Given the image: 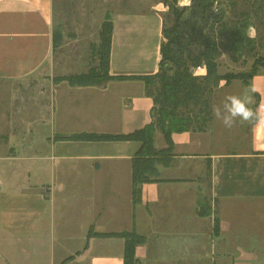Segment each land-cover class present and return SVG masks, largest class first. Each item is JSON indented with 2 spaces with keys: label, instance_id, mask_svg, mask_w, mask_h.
Returning a JSON list of instances; mask_svg holds the SVG:
<instances>
[{
  "label": "crops",
  "instance_id": "0c3cea01",
  "mask_svg": "<svg viewBox=\"0 0 264 264\" xmlns=\"http://www.w3.org/2000/svg\"><path fill=\"white\" fill-rule=\"evenodd\" d=\"M112 21L110 74L156 73L162 16L119 11ZM55 27L56 0H0V82L47 84L36 98L38 126H30L37 136L0 137L6 139L2 146L20 149L0 154V168L28 169L26 179H12L7 168L0 172V264H124L125 239L90 237L91 230L144 236L137 264H264V235H256L250 223L263 212L255 203L264 201V72L250 79L258 118L246 145L224 152L216 149L212 130L173 133V154L163 156L135 204L133 160L141 142L67 137L140 130L153 122V100L138 79L96 86L56 82ZM145 33L151 34L145 41H155L157 65L151 71L124 67L120 53L146 45ZM148 55L132 64L139 68ZM13 112L4 105L1 120L9 122ZM154 145L169 147L162 132ZM202 205L209 215L200 214Z\"/></svg>",
  "mask_w": 264,
  "mask_h": 264
},
{
  "label": "trees",
  "instance_id": "16d2710c",
  "mask_svg": "<svg viewBox=\"0 0 264 264\" xmlns=\"http://www.w3.org/2000/svg\"><path fill=\"white\" fill-rule=\"evenodd\" d=\"M192 2L191 8L180 7L178 0L168 3L169 12L163 17L161 59L156 73L130 76L110 74L114 24L108 13L101 26L99 42L92 44L90 48L89 71L55 78L56 82L67 81L71 86L103 85L114 79H138L144 82L146 95L154 103L151 124L132 133L83 132L67 137L78 141L141 142L138 156L133 160L135 204L141 200L143 184L153 181L152 177L157 176V164L163 160V156L173 154L172 134L185 131L206 132L211 128L214 121L212 107L219 80L217 62L225 51L243 54L247 42L251 41L246 26L252 21V15L259 18L262 12V6H257L253 13L244 10L238 14L239 19L234 20L232 13L235 11V2L230 6L228 17L214 11V0ZM222 10L225 11L226 8ZM227 10L229 12V8ZM58 30L55 27L54 50L62 41ZM199 67L205 69V73H199ZM193 69L195 72H192ZM260 73L263 72L254 69L250 79ZM157 131L164 134L168 148L156 149L154 142ZM200 214L209 215L210 211L202 205ZM219 229L217 219L216 233ZM89 236L124 238V264H137L136 248L145 242V237L134 230L111 233H96L91 230Z\"/></svg>",
  "mask_w": 264,
  "mask_h": 264
},
{
  "label": "rangeland",
  "instance_id": "374dc122",
  "mask_svg": "<svg viewBox=\"0 0 264 264\" xmlns=\"http://www.w3.org/2000/svg\"><path fill=\"white\" fill-rule=\"evenodd\" d=\"M214 1V11L218 15H224L225 17L230 15V6L235 2V11L232 13V17L235 18L234 20L239 19L237 16L240 12L245 10L253 13L257 6H262L260 17L257 18L252 15V21H249L246 26L248 28H246L247 34L251 41L247 42L248 45L245 47L243 54L236 55L225 51L217 62V75L219 80L216 83L214 105H219L226 95H243L251 89L250 75L254 72V69L257 68L259 72H264V0ZM170 2L172 0H56V28H59L58 32L61 35L62 41L55 50V59L57 63H60L55 67V74L62 76L66 73L70 75L71 72L84 73L89 71V61H91L90 46L98 41L100 27L108 13L111 14V18L119 11L130 13H159L163 18L169 12L168 3ZM187 2L189 3L186 4ZM192 3V0H178L180 7L191 8ZM225 8L226 10L223 11L222 9ZM228 8L229 12L227 10ZM140 27L144 32H148L150 28L148 24ZM208 29L210 30L211 26ZM145 36L147 37L149 35L145 33L142 36L143 42L145 41L143 39ZM149 37L151 39V34ZM145 44L140 49L138 48L137 51L120 53V55H124L122 58L123 62H125L124 67L132 66L131 70L134 71H151L155 68L157 65V55L154 47L155 41H149L148 38ZM134 53L135 56L133 55ZM145 53L149 54L144 60L145 63H142L139 68L135 64H132V60L138 59L139 55L141 56ZM198 72L205 73V71ZM46 85L40 81H34L31 84L0 82V110H2L4 105L8 104L9 111H14L11 117L8 118L9 122L2 121V118H0V128L7 126L3 128L4 130L0 129V137L5 135L8 139L10 137L14 139V136H17L18 140H20L26 136L23 139L31 140L35 135L37 136V131L32 134L29 133L30 126L34 127L38 124V120L36 119L37 111H35L38 102L36 98L39 97L41 89L46 87ZM47 95L48 92H46L45 96L47 97ZM251 95L253 96L254 103L250 107L257 113V97L253 92H251ZM26 101L27 103H25ZM45 102L48 103V100L46 99ZM253 122L254 120L251 122L238 121L231 129H227L220 121L214 118L209 130H212L216 134V149L227 152L237 149L241 145L245 146L246 142L249 141L250 128ZM12 123H14V126H11ZM14 127L15 131L12 130ZM4 140L6 139L2 138L1 140L0 138V154L3 155L9 152L10 155H15L20 150L18 147L10 148V145L7 147L2 146ZM4 168H7L6 170L9 171V176L11 175L12 179H26L28 177V175H25L28 169L20 164H17L15 167H10V164L3 165L1 163L0 172L4 173ZM13 168L17 169L13 170ZM29 169L32 172V168L29 167ZM255 206L263 212L261 215L255 213L258 216L254 220H250V223L252 222V231L256 235H264V201L255 203Z\"/></svg>",
  "mask_w": 264,
  "mask_h": 264
},
{
  "label": "clouds",
  "instance_id": "9594fccd",
  "mask_svg": "<svg viewBox=\"0 0 264 264\" xmlns=\"http://www.w3.org/2000/svg\"><path fill=\"white\" fill-rule=\"evenodd\" d=\"M246 91L243 95H226L219 105L212 107V115L227 129H231L238 121L251 122L257 119V114L250 107L254 103L251 92Z\"/></svg>",
  "mask_w": 264,
  "mask_h": 264
},
{
  "label": "built area",
  "instance_id": "2783aa9c",
  "mask_svg": "<svg viewBox=\"0 0 264 264\" xmlns=\"http://www.w3.org/2000/svg\"><path fill=\"white\" fill-rule=\"evenodd\" d=\"M203 70H205V69H203L202 67L198 68V71H203Z\"/></svg>",
  "mask_w": 264,
  "mask_h": 264
},
{
  "label": "water",
  "instance_id": "95a60500",
  "mask_svg": "<svg viewBox=\"0 0 264 264\" xmlns=\"http://www.w3.org/2000/svg\"><path fill=\"white\" fill-rule=\"evenodd\" d=\"M192 72H195V70L193 69Z\"/></svg>",
  "mask_w": 264,
  "mask_h": 264
},
{
  "label": "bare ground",
  "instance_id": "6f19581e",
  "mask_svg": "<svg viewBox=\"0 0 264 264\" xmlns=\"http://www.w3.org/2000/svg\"><path fill=\"white\" fill-rule=\"evenodd\" d=\"M189 2H187L186 4H188Z\"/></svg>",
  "mask_w": 264,
  "mask_h": 264
}]
</instances>
